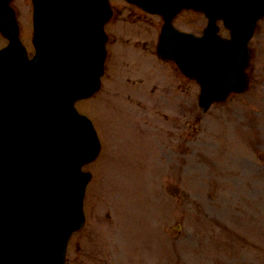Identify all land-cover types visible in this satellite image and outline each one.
<instances>
[{
  "label": "rangeland",
  "instance_id": "1",
  "mask_svg": "<svg viewBox=\"0 0 264 264\" xmlns=\"http://www.w3.org/2000/svg\"><path fill=\"white\" fill-rule=\"evenodd\" d=\"M16 1L22 38L30 48V0ZM184 17L183 28L198 32L203 25L197 16ZM123 45L134 57L119 62V72L110 65L108 75L134 79L147 63L132 44ZM251 46L253 90L205 114L189 107L195 113L184 147L156 130L155 125L169 129L170 124L151 112L142 116L150 125L145 139L141 128H126L141 121L140 108L122 97L105 95L108 102L122 104L125 123L117 105L76 104L93 119L104 142L98 162L87 167L95 174L84 200L88 219L69 242L67 264H264V22ZM114 54L120 56L118 47ZM162 65L166 71L158 68L149 80L157 87L173 79ZM108 84L105 80L104 89ZM196 92L189 94V103ZM168 98L161 108L169 116L181 115V94ZM121 137L131 141L121 143ZM161 141L167 146L160 147Z\"/></svg>",
  "mask_w": 264,
  "mask_h": 264
},
{
  "label": "water",
  "instance_id": "2",
  "mask_svg": "<svg viewBox=\"0 0 264 264\" xmlns=\"http://www.w3.org/2000/svg\"><path fill=\"white\" fill-rule=\"evenodd\" d=\"M9 1L0 0V30L10 39L0 52V264H64L67 240L83 223L81 199L89 177L80 172V165L82 159H93L99 148L73 102L98 89L103 70L99 31L107 3L33 0L37 55L28 61ZM131 1L166 13L163 44L168 52L162 56L177 61L186 75L201 83V105L245 89V44L264 0L247 14L241 11L255 0L222 4V11L229 8L225 20L234 34L226 42L195 39L170 27L175 11L191 7L209 13L210 0L206 5L203 0ZM232 17L236 21L230 23ZM76 118L85 124L86 143L83 133H74L75 125L83 130Z\"/></svg>",
  "mask_w": 264,
  "mask_h": 264
},
{
  "label": "flooded vegetation",
  "instance_id": "3",
  "mask_svg": "<svg viewBox=\"0 0 264 264\" xmlns=\"http://www.w3.org/2000/svg\"><path fill=\"white\" fill-rule=\"evenodd\" d=\"M182 87H183V89H185V84L184 83H183Z\"/></svg>",
  "mask_w": 264,
  "mask_h": 264
}]
</instances>
